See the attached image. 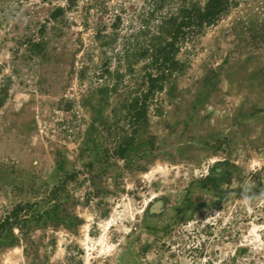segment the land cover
Here are the masks:
<instances>
[{
  "label": "rangeland",
  "instance_id": "1",
  "mask_svg": "<svg viewBox=\"0 0 264 264\" xmlns=\"http://www.w3.org/2000/svg\"><path fill=\"white\" fill-rule=\"evenodd\" d=\"M149 1L0 0V264H264V0L175 70Z\"/></svg>",
  "mask_w": 264,
  "mask_h": 264
},
{
  "label": "trees",
  "instance_id": "2",
  "mask_svg": "<svg viewBox=\"0 0 264 264\" xmlns=\"http://www.w3.org/2000/svg\"><path fill=\"white\" fill-rule=\"evenodd\" d=\"M149 2L152 8L150 7L147 15L141 19L143 28L139 30V34L143 35L146 33L149 35L150 30L153 31L150 36L153 43L147 44L144 49L145 54L152 51L154 64H159L163 70H175L178 67L174 60L178 44L183 43L188 35L197 36L204 27L214 24L227 9L229 0H150ZM153 20H156V23L155 21L152 23ZM211 181L216 194L217 180ZM10 218L5 216L0 220V245L5 243L8 237L13 238L14 234L8 233L9 227L13 224Z\"/></svg>",
  "mask_w": 264,
  "mask_h": 264
}]
</instances>
